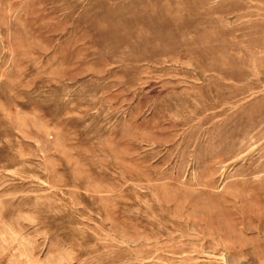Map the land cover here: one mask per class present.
<instances>
[{
	"label": "rangeland",
	"instance_id": "rangeland-1",
	"mask_svg": "<svg viewBox=\"0 0 264 264\" xmlns=\"http://www.w3.org/2000/svg\"><path fill=\"white\" fill-rule=\"evenodd\" d=\"M0 264H264V0H0Z\"/></svg>",
	"mask_w": 264,
	"mask_h": 264
}]
</instances>
